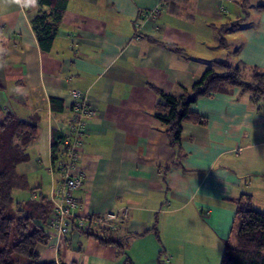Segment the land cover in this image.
<instances>
[{
  "label": "crops",
  "instance_id": "crops-1",
  "mask_svg": "<svg viewBox=\"0 0 264 264\" xmlns=\"http://www.w3.org/2000/svg\"><path fill=\"white\" fill-rule=\"evenodd\" d=\"M48 12L37 0H0V119L10 113L38 126L17 167L26 184L13 195H49L41 188L53 132L68 129L79 90L95 114L79 151L75 214L127 207L129 216L105 236L121 247L101 242L97 228H71L60 248L51 238L38 245L40 258L219 264L237 203L250 198L258 210L264 202V96L236 87L199 98L191 110L204 123L184 122L171 145L154 116L156 89L181 93L215 61L239 65L244 80L264 72V0H68L56 33L40 41L34 23Z\"/></svg>",
  "mask_w": 264,
  "mask_h": 264
},
{
  "label": "trees",
  "instance_id": "trees-1",
  "mask_svg": "<svg viewBox=\"0 0 264 264\" xmlns=\"http://www.w3.org/2000/svg\"><path fill=\"white\" fill-rule=\"evenodd\" d=\"M37 2L49 7V12L40 15L34 23L41 41L43 34L56 33L68 0ZM214 63L191 88H185L181 93L156 89L159 100L154 116L164 125L171 145L179 144L184 122L204 123V117L191 110V105L199 98L236 87L264 96V72L253 69L250 80H244L239 65L223 60ZM37 136L35 120H22L10 113L0 119V264H61L55 260H42L36 251L38 245H47L50 240L45 225L52 214V204L45 196L17 201L13 195L16 188L26 184L17 167L28 160L26 148ZM61 140L62 135L54 131L51 152L56 151ZM236 215L238 223L225 243L220 264H264V213L253 207L250 198H245L237 203ZM114 231L103 229L104 237L98 236L99 240L121 247L118 241L105 237ZM122 264L133 262L125 258Z\"/></svg>",
  "mask_w": 264,
  "mask_h": 264
},
{
  "label": "built area",
  "instance_id": "built-area-1",
  "mask_svg": "<svg viewBox=\"0 0 264 264\" xmlns=\"http://www.w3.org/2000/svg\"><path fill=\"white\" fill-rule=\"evenodd\" d=\"M74 100L70 106L68 129L62 133L56 151L50 153L49 171L52 176L50 193L45 198L52 204V215L48 225L52 229V244L60 248L71 228L82 232L99 230L98 236L104 237L103 229L116 230L118 224L126 222L129 216L127 207L104 214L77 217L75 209L79 205L74 191L81 188L84 176L78 166L79 151L83 138L87 135V118L95 114L82 91H73ZM42 197V196H41ZM33 199H38L36 194ZM58 262V261H56Z\"/></svg>",
  "mask_w": 264,
  "mask_h": 264
},
{
  "label": "rangeland",
  "instance_id": "rangeland-1",
  "mask_svg": "<svg viewBox=\"0 0 264 264\" xmlns=\"http://www.w3.org/2000/svg\"><path fill=\"white\" fill-rule=\"evenodd\" d=\"M233 15H234V13H233ZM234 17V19H235V16H232V18ZM220 53H222V51L221 50H218L217 49V54H215L216 55V57H218V56H220L221 54ZM231 57H232V55H231ZM27 153V152H26ZM44 157H46V156H44ZM48 162V158L46 157V163ZM45 181H46V183H47V185H44L43 186V188H41V189H43V191H45L47 188H49V187H51L50 186V183H52V176H51V174H50V171L49 172H47V177L45 178ZM32 185V188H33V185L34 184H31ZM29 188L26 190V191H21V193H22V196H24V197H26L27 195H28V193H29ZM38 190V189H37ZM50 190V189H49ZM48 190V191H49ZM15 192V191H14ZM14 197H15V199H17L16 198V196L14 195ZM263 197H264V194H263ZM259 201V204H257V205H259V206H257L259 209H260V211H262L263 213H264V202H263V200L261 199V202H260V200H258ZM258 203V202H257ZM257 209V208H256ZM258 209V210H259ZM238 223V222H237ZM68 234V233H67ZM221 258H222V256H221ZM221 258H219V264H220V262H221ZM56 261V260H55ZM159 264H168V262H165V259L164 258H161V259H159Z\"/></svg>",
  "mask_w": 264,
  "mask_h": 264
}]
</instances>
